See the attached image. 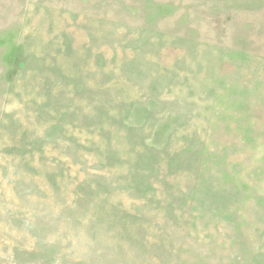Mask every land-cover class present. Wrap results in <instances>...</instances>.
Returning <instances> with one entry per match:
<instances>
[{"label": "rangeland", "instance_id": "1", "mask_svg": "<svg viewBox=\"0 0 264 264\" xmlns=\"http://www.w3.org/2000/svg\"><path fill=\"white\" fill-rule=\"evenodd\" d=\"M0 264H264V0H0Z\"/></svg>", "mask_w": 264, "mask_h": 264}, {"label": "trees", "instance_id": "2", "mask_svg": "<svg viewBox=\"0 0 264 264\" xmlns=\"http://www.w3.org/2000/svg\"><path fill=\"white\" fill-rule=\"evenodd\" d=\"M207 158H209L208 156H207ZM205 166H203V168H204Z\"/></svg>", "mask_w": 264, "mask_h": 264}]
</instances>
